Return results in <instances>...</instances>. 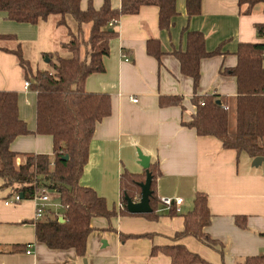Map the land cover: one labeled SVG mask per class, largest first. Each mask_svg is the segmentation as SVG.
Instances as JSON below:
<instances>
[{
    "label": "crops",
    "instance_id": "0c3cea01",
    "mask_svg": "<svg viewBox=\"0 0 264 264\" xmlns=\"http://www.w3.org/2000/svg\"><path fill=\"white\" fill-rule=\"evenodd\" d=\"M237 1L201 0V12L188 16L186 0H176L177 13L168 29L159 27L154 5H142L135 14H122L113 28L117 35L109 41V53L103 57L104 70L90 74L84 83L86 91L110 96L111 113L94 128L79 184L92 188L105 198L108 208L119 211L115 203L120 202V174L144 171L139 150L157 166L156 197L182 198L180 212L170 215L169 209L158 203L156 219L123 214L110 219L94 217V230L82 258L72 248L52 249L37 241L34 200L5 204L11 190L3 188L0 179V264H84L83 260L86 264H171L169 256L161 251L151 255V249L172 244L185 245L211 264H245L248 257L264 255V161L252 165L253 158L247 153L224 148L217 138L198 135L195 128L186 125L195 113V94L236 96V78L224 70L236 65L239 43H264V36L256 29V25H264V3L246 13V6L239 7ZM122 2L111 0V6L120 9ZM89 3L99 8L103 0H81L80 6L86 9ZM42 22L12 21L0 11V34L15 37L1 40L0 46L13 49L21 43L23 52L24 42L40 37ZM88 25L87 33L83 28L84 38ZM50 26H56L54 21ZM185 29L201 31L207 51L220 50L200 60L196 92L173 54L176 49H185ZM149 38L158 41L159 59L147 51ZM63 42L66 40L53 37L52 45L56 48ZM54 47L46 46L40 53L55 52ZM24 81L15 54L0 48V90L17 92L18 115L33 131L36 93L24 88ZM160 96L180 97L181 105L160 106ZM10 149L52 154L53 140L48 134L20 135ZM21 160L18 157L16 163ZM196 192L207 195L211 219L204 232L221 243L223 256L220 246H206L193 236L173 237L182 230L183 216L192 209ZM236 216L245 217V228L235 223ZM28 244L32 245L29 254Z\"/></svg>",
    "mask_w": 264,
    "mask_h": 264
},
{
    "label": "trees",
    "instance_id": "16d2710c",
    "mask_svg": "<svg viewBox=\"0 0 264 264\" xmlns=\"http://www.w3.org/2000/svg\"><path fill=\"white\" fill-rule=\"evenodd\" d=\"M80 1L0 0V11L12 21L38 24L50 16L59 15L57 24L62 25L66 24L65 15H70L77 23V31H70L69 39L61 43L69 56H61L57 51L44 53L43 56L49 59L45 69L31 66L23 56L21 43L13 49L0 46L15 54L23 77L36 93V126L30 131L18 115L17 92L0 90V179L3 188H10L11 195L18 193L23 199H32L41 188L55 191L63 209L59 213L48 209L41 219L34 222L35 239L52 249L72 248L84 258L88 238L94 230L92 218L101 216L110 219L123 214L156 219V205L159 203L155 193L156 164H149L147 169L151 174L150 213L132 214L126 209L125 201V196L132 200L140 198L139 184L145 180L146 169L141 174L128 171L120 174V202L124 208L119 211L108 208L105 198L92 188L79 184L94 128L111 113L110 96L86 91L85 80L90 74L104 70L103 57L109 53V41L117 35L109 22L118 21L122 14L137 13L142 5H154L158 8L159 27L168 29L177 11L176 0H123L120 9L112 8L111 0H103L99 8L89 3L86 9H82ZM237 2L239 7L246 6L244 12L249 13L264 0ZM186 11L188 16L198 15L201 0H186ZM84 24H90L87 38L83 36ZM256 29L258 35L264 36V25L258 24ZM184 32L185 49H176L173 54L179 61L181 73L191 78L196 92L200 80V60L218 54L220 50L207 51L201 31L185 29ZM11 39L15 37L0 34V41ZM147 51L157 59L162 54L158 41L153 38L147 41ZM236 56V65L224 70L236 78V96L195 94L192 99L195 113L186 125L195 128L198 135L217 138L224 148L245 152L252 158L264 157V43H239ZM159 104L181 105V98L160 96ZM30 133L50 135L53 140L52 154L19 153L10 149L17 136ZM18 157L22 160L17 164ZM169 213L177 212L172 207ZM60 215L62 222L58 220ZM183 217V228L175 232V240L193 236L206 246H220L223 256L221 243L204 232L211 219L205 193H195L193 207ZM235 223L241 228L246 227L244 216H236ZM120 237L124 235L120 234ZM160 251L170 257L171 264H211L183 244L154 246L151 255ZM245 264H264V255L248 257Z\"/></svg>",
    "mask_w": 264,
    "mask_h": 264
},
{
    "label": "rangeland",
    "instance_id": "374dc122",
    "mask_svg": "<svg viewBox=\"0 0 264 264\" xmlns=\"http://www.w3.org/2000/svg\"><path fill=\"white\" fill-rule=\"evenodd\" d=\"M66 24L58 25L57 21L59 20V15H53L50 16L46 21H43L42 24L39 25L40 29V37L36 39V41H28V42H22L23 43V56L28 59L31 63V66L36 69H45L47 67V61H45V56L42 55L41 50L42 48H45L46 46L54 47V43L52 45L53 37L56 39L61 40H68L69 39V32H76L77 31V23L76 21L70 16L65 15ZM58 18L56 21L55 19ZM55 23L56 26L54 28H51L50 24L51 22ZM84 29L88 30L89 25L84 24ZM48 31V32H47ZM52 31V34L48 35ZM65 38V39H64ZM56 44V43H55ZM42 45L44 47H42ZM56 48L55 51L59 52L61 56H69V53L61 47V44L55 45ZM41 49V50H40ZM52 50V49H51ZM53 52V51H52ZM119 201L115 203L116 208H118Z\"/></svg>",
    "mask_w": 264,
    "mask_h": 264
},
{
    "label": "built area",
    "instance_id": "2783aa9c",
    "mask_svg": "<svg viewBox=\"0 0 264 264\" xmlns=\"http://www.w3.org/2000/svg\"><path fill=\"white\" fill-rule=\"evenodd\" d=\"M117 23V20H112L109 22L110 27H115ZM125 60L128 61L129 58L125 56ZM30 87V82L28 80L24 81V88ZM130 99L134 102L137 101L136 98L130 97ZM20 194L14 193L11 195V198L7 201H5V204L10 203H18L22 200ZM35 203V211H34V220L37 221L43 217L45 212L48 209L55 210L56 213H59L63 209V205L59 201V196L55 191H51L47 188H41L38 192H36L32 198ZM182 198L180 197H168V196H162L159 198V203L163 205L165 208L170 209L174 208L175 211L178 213L180 212V207L182 205ZM119 209H123L124 206L122 202H119L118 204ZM32 245L28 244L26 253H31Z\"/></svg>",
    "mask_w": 264,
    "mask_h": 264
},
{
    "label": "water",
    "instance_id": "95a60500",
    "mask_svg": "<svg viewBox=\"0 0 264 264\" xmlns=\"http://www.w3.org/2000/svg\"><path fill=\"white\" fill-rule=\"evenodd\" d=\"M48 60H49L48 57H45V61L48 62ZM64 159H67V157H64ZM138 159H139L140 165L144 169H146V177H145V180L139 184L141 188V194L138 200H132L130 197L125 196L126 209L132 214H145V213H150L152 211V208L149 203L150 196L152 194V190L150 188L151 174L150 172L147 171L150 162H149V157L146 155H143L139 150H138ZM263 161H264L263 156H257L253 158L252 165L257 166L261 164ZM58 220L62 222L63 217L60 215ZM83 262L84 264H86L85 260H83Z\"/></svg>",
    "mask_w": 264,
    "mask_h": 264
}]
</instances>
